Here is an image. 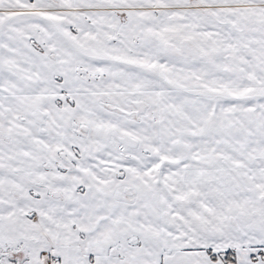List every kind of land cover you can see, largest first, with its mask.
Masks as SVG:
<instances>
[{
	"label": "snow or ice",
	"instance_id": "6c2138e0",
	"mask_svg": "<svg viewBox=\"0 0 264 264\" xmlns=\"http://www.w3.org/2000/svg\"><path fill=\"white\" fill-rule=\"evenodd\" d=\"M0 264H264V0H0Z\"/></svg>",
	"mask_w": 264,
	"mask_h": 264
}]
</instances>
